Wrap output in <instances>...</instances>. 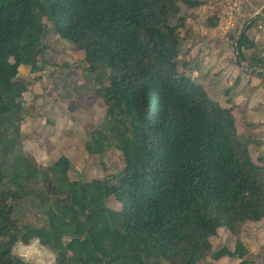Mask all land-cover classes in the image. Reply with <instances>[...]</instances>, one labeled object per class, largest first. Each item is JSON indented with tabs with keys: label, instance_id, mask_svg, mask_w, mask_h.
I'll use <instances>...</instances> for the list:
<instances>
[{
	"label": "trees",
	"instance_id": "obj_1",
	"mask_svg": "<svg viewBox=\"0 0 264 264\" xmlns=\"http://www.w3.org/2000/svg\"><path fill=\"white\" fill-rule=\"evenodd\" d=\"M181 5L203 3L0 0V264H30L14 250L34 241L54 254V264H199L224 257L249 264L241 236L247 222L264 220V161L253 160L240 136L235 105L223 107L179 72V58L188 55ZM45 18L62 41L84 52L105 107L86 152L118 151L119 173L72 180L67 156L43 166L24 152L30 81L19 74L22 67L43 71L51 32ZM253 22L238 49L246 64ZM250 66L264 70V63ZM112 197L121 209L109 206ZM220 230L232 236L233 248L214 251Z\"/></svg>",
	"mask_w": 264,
	"mask_h": 264
},
{
	"label": "rangeland",
	"instance_id": "obj_2",
	"mask_svg": "<svg viewBox=\"0 0 264 264\" xmlns=\"http://www.w3.org/2000/svg\"><path fill=\"white\" fill-rule=\"evenodd\" d=\"M199 1H201L203 5L214 6V9L208 12L203 6L199 8H190L187 5H181V14L179 16L186 18V29L183 33L181 42L188 55L179 58V72L196 81L198 84L203 85L210 97L226 108L235 105L233 96L237 94V91L240 92L244 88L251 92L252 100L263 97L264 91L254 92L257 87H252L251 82L259 84V87L264 88V76L252 75L239 67L234 68L237 64L233 54V46L242 25L247 19L256 15L252 7V5H255L254 2L257 4L255 5L256 7H261L264 2L249 0V3H243V0H223L224 3L222 5L224 7L219 8L220 5H215L213 0ZM235 3L239 5V9L234 14L235 27L231 32L229 31L230 33H226L224 29H221V26L226 23L227 13L230 12ZM179 16L173 17L171 22H177ZM44 21L51 30L45 38L49 49L46 54V64L43 66V71L40 72L41 74L39 73V76L33 78L35 86L40 93L33 95L28 88L27 92L23 95L24 111L21 121L23 148L24 144L28 142V139H24L23 134L27 137L33 133H43L44 136L49 134L56 140L59 136L61 139H68L72 137L74 132L76 134V139L79 140H77L79 146L75 145V153L70 152L71 149L67 151L68 148L64 147V151L70 156L73 164V170L70 171L72 180L81 179L83 181H91L96 178L103 179L119 173L124 167L122 155L116 150H110L103 155H89L85 149V144L87 142V140H85V134L88 133L90 129L87 125L78 129V127L83 124L78 123V121L80 122L81 120L77 116L83 113L84 108L81 103L84 102L86 96L76 86L80 82H84V76L89 75L86 71V63L84 61L85 54L76 45L62 41L52 28V23L46 18ZM207 21L219 22L218 29L213 31L212 28L208 27ZM247 64L250 65L251 62L247 61ZM23 68L19 76L30 80V73L28 74L29 77H26L30 68ZM61 69L66 70V82H63L65 80L60 81V78L56 77V73ZM257 69L262 70L260 68ZM34 81H32L33 85ZM69 82L72 83V85L66 86V90L70 88L71 91L67 93L72 95L71 97L66 96V98L69 100L68 107H70L71 115L70 113L68 116L64 115L65 118L62 122H58L54 117L55 115L52 112V108L56 107L60 97H54L53 93L55 94V92L61 88L62 83L68 85ZM61 90H63V88ZM91 93H93V90H91ZM31 94L32 99L30 98ZM230 99L233 100V103H230ZM28 102L31 105H28ZM83 104L86 106L89 105L87 101ZM252 104L256 105L255 102ZM96 106L95 118L99 121L98 124H95L96 122L93 123L95 124V126H93L94 128L100 125L105 116V107L100 98ZM239 108L236 112V116L239 133L243 135V131L245 133L242 119L244 115ZM75 114H77L76 117ZM72 125H74V127ZM74 128L76 129L75 131ZM78 130L80 131L78 132ZM60 138L56 142L58 146H61L62 143ZM249 148L251 149L250 142ZM31 153V149H29L26 154L28 156H33ZM52 154L55 156H52ZM52 154L45 155L43 153L42 159H40V161L37 160V162L43 166L50 165L59 156V152L56 151ZM253 156L256 159L254 154ZM109 206L116 210L121 209V205L113 197L109 202ZM28 217H32V214H29ZM216 242L217 241H214V244ZM14 253L30 264H54V254L48 248L39 245L36 241L31 243L30 246L18 244L15 247Z\"/></svg>",
	"mask_w": 264,
	"mask_h": 264
},
{
	"label": "crops",
	"instance_id": "obj_3",
	"mask_svg": "<svg viewBox=\"0 0 264 264\" xmlns=\"http://www.w3.org/2000/svg\"><path fill=\"white\" fill-rule=\"evenodd\" d=\"M259 1L264 2V0H259ZM244 2L249 3L250 1L243 0V3ZM213 3H215V5H218V6L220 5L219 8L224 7L222 5L224 3L223 0H213ZM254 4L257 5L255 2ZM255 5L254 6L252 5L254 14H257L259 11L264 9V3L261 7L259 6L256 7ZM202 6L206 8L208 12H211V10L214 9V6H210V5L208 6L206 4ZM253 21H252L253 24L247 31V35H248L249 40H252L255 43V46L250 49H244L243 54L246 60L250 61L251 64L253 63L255 65H258V64L264 63V42H263L264 41V14L259 15ZM213 22L215 23L217 21H213ZM217 23H218L217 27L212 28L209 25L208 27L212 28L213 31H216L219 26V22ZM207 24H208V21H207ZM235 67H238V65H235L234 68ZM22 69L24 68L22 67L20 71H22ZM29 73L31 74L30 75L31 78H29L30 80L24 79L25 77L24 78H22L21 76L19 77L22 78L23 80H28V82L31 81L30 83L31 86H29V90L33 93V95L40 93V91L35 86V81L33 80V78L36 76H39L41 73L32 74L30 70L26 74V77H29L28 75ZM65 73H66V70L61 69L59 70V72L56 73V77L60 78V81H63L66 79ZM83 79H84V82H80L81 84L78 82L79 84H77L76 87L79 88V90H81L84 93L86 98L85 100L84 99L83 100L84 102L87 101L89 105L86 106L85 104H83L84 102L81 103L82 107L84 108L83 113L78 114L77 117L81 120L80 122L78 121V123L83 124L79 126L78 129L80 127L81 128L84 127L85 125H87L88 128L90 129L88 133H86L87 135L85 134V140H87L88 134L97 128V127L94 128L93 126H95V124H98V121H99L98 119L96 120L95 118L96 117L95 108L97 107L96 106L97 101L99 102V97L96 95V92H95L96 83H94L93 79L89 75L84 76ZM32 81H34V85ZM63 82H66V80ZM69 85H72V83L69 82L68 85L66 83H62L61 88H59L60 91L58 90L57 92H55V94L53 93L54 97H57V96L60 97L59 101L57 102L56 107L52 108V112L55 115L54 117L58 122H62V120L65 118L64 115L68 116L69 113L71 112L70 107H68L69 100L66 98V96L71 97L72 95V94L67 93L71 91L70 88L66 90V86L68 87ZM251 86L257 87L254 92L264 91V88L259 87V84H254L253 82H251ZM62 88L63 90H61ZM91 90H93V93H91ZM233 97H234L235 105H236V108L234 109L233 113L237 121V128H238V120H237L236 112L240 106L243 107V108L240 107L239 110H241L244 115L242 119L244 123L243 125H244L245 133L243 131V135L240 133L239 134L244 140H247V141L249 140L250 146L252 149L251 155L253 157V160L255 162H259L258 159L261 158L264 161V143H262V141H264V96L261 98L252 100L251 92H249L248 89L244 88L240 92L237 91V94ZM30 98L32 99V94ZM29 102H28V105H31L30 103L32 102L30 103ZM253 102H255L256 105H253L252 104ZM76 115L77 114H75V117ZM94 122L96 123L93 124ZM72 126L74 127V125ZM75 130L76 129L74 128V131ZM79 131L80 130H78V132ZM23 137L24 139H28V142L24 144V152L27 153V151L31 149V152H32L31 155H33L34 158H36V160L38 161L42 159L43 153L45 155L46 154L51 155L53 152H56V151L59 152V156L55 160L59 159L62 155H65L68 158H70V156H68L66 152L64 151V147L68 148L67 151L71 149L72 151L70 150V152L75 153V145L79 146V142H78L79 140L76 139V134L74 132H73L72 137H69L68 139H61L59 136L56 140H54L53 137L50 136L49 134L44 136L43 133H38V134L33 133L29 137L23 134ZM59 138H60V141H62L61 146H58L56 143ZM251 149H250V153H251ZM253 154L256 156V159L254 158ZM52 156H55V155L52 154ZM260 164L264 166V163H260ZM241 238H242V241L245 244H247L251 250V253L245 258L249 262V264H264V220L259 221V222H247L242 230ZM214 241H217V242L214 244ZM212 244H213L214 251H218L225 246L233 248L234 239H232V236H230L225 230H220L219 236L212 239ZM241 262H242L241 259L224 257L217 261L209 259L207 262L202 261L199 264H240Z\"/></svg>",
	"mask_w": 264,
	"mask_h": 264
},
{
	"label": "water",
	"instance_id": "obj_4",
	"mask_svg": "<svg viewBox=\"0 0 264 264\" xmlns=\"http://www.w3.org/2000/svg\"><path fill=\"white\" fill-rule=\"evenodd\" d=\"M261 14H264V9L257 13L256 15H254L253 17L247 19L245 21V23L242 25L238 35L236 36L235 38V42H234V46H233V54H234V57H235V61H236V64L238 65V67H240L241 69L243 70H246V71H249L251 72L252 74H255V75H258V76H264V70H258L257 68L255 67H252L244 62H242L241 58H240V55H239V44H240V40L245 32V29L248 27V25L256 18L258 17L259 15Z\"/></svg>",
	"mask_w": 264,
	"mask_h": 264
},
{
	"label": "built area",
	"instance_id": "obj_5",
	"mask_svg": "<svg viewBox=\"0 0 264 264\" xmlns=\"http://www.w3.org/2000/svg\"><path fill=\"white\" fill-rule=\"evenodd\" d=\"M239 9V5L237 3L234 4V6L231 8L230 12L227 13V21L225 20L226 23H224L221 26V29H224L226 33L231 31L235 26H234V14L237 12Z\"/></svg>",
	"mask_w": 264,
	"mask_h": 264
}]
</instances>
